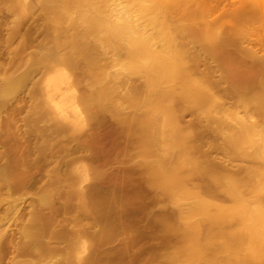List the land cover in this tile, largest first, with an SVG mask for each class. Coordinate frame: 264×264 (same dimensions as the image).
I'll list each match as a JSON object with an SVG mask.
<instances>
[{
	"label": "rangeland",
	"instance_id": "1",
	"mask_svg": "<svg viewBox=\"0 0 264 264\" xmlns=\"http://www.w3.org/2000/svg\"><path fill=\"white\" fill-rule=\"evenodd\" d=\"M237 2L199 0L215 5L211 16L236 22L196 23L211 36L196 44L197 54L184 46L177 54L180 69L167 79L161 125L142 113L138 66L127 68L94 44L97 60L85 68L71 39L51 40L70 27L42 22L39 10L17 22L9 0H0V264H59L72 240L80 264H168L163 255L180 241L163 238L161 220L172 222L174 210L167 195L146 185L141 164L142 151L147 160L161 151L160 125L167 179L199 185L212 212L215 204L230 207L238 193L264 205V11H239ZM50 50L61 59H43ZM97 65L108 82L100 91L89 86L88 70ZM54 67L68 78L49 97L45 79ZM93 189L129 198L116 217L120 233L108 240L100 238L99 214L63 197Z\"/></svg>",
	"mask_w": 264,
	"mask_h": 264
},
{
	"label": "bare ground",
	"instance_id": "2",
	"mask_svg": "<svg viewBox=\"0 0 264 264\" xmlns=\"http://www.w3.org/2000/svg\"><path fill=\"white\" fill-rule=\"evenodd\" d=\"M214 7L213 4H201L199 0H9L8 4L17 22L39 10L42 22H51L57 27H70L64 34L50 36L51 40L58 45L71 39L70 48L77 52L76 56H79L85 68L87 62L97 60L90 53V47L94 44L103 51L106 48L112 50L116 62L123 63V66H138L143 72L145 90L142 113L147 120H156L161 125V103L167 79L171 72L180 69L175 63L177 54H180L183 46L186 48L184 51L197 54L196 44L202 47L200 44L203 38L211 36V29L200 31L196 23L236 22L235 18L225 13L218 17L211 16ZM233 8L239 11H264V0L262 4L259 0H238ZM42 57L53 61L61 59L53 50L44 53ZM111 66H115L113 62ZM104 68L100 65H97L96 71L89 68L91 88L100 91L107 87ZM67 73L66 69L60 67H54L48 73L45 87L49 97L64 87ZM62 94L66 95L64 92ZM90 98L87 95L83 100L88 102ZM150 100L155 101L154 108H148ZM53 105L61 117L67 118L65 110L59 109L58 102ZM161 125L157 132L161 151L148 160V153L142 151L141 157H144L141 164L146 185L163 196L167 195V203L174 210L172 222L161 220L162 235L164 239L176 236L180 243L172 246L170 253L163 255L165 262L264 264V205L246 202L238 193L230 207L215 204L216 211L212 212L210 206L214 203L200 194L199 185L185 188L167 179L172 175L163 172ZM82 179V176L75 178L74 185L77 186ZM240 188H246V185ZM63 197L65 201L75 200L85 210H92L101 216V239L108 240L120 233L116 217L121 202L129 198L115 194L106 197L96 189L90 192L77 190L75 196L65 192ZM233 219L238 221L237 225L232 223ZM109 220L114 224L108 223ZM66 246L59 264H80L83 258L78 254L80 248L77 242L69 241Z\"/></svg>",
	"mask_w": 264,
	"mask_h": 264
}]
</instances>
